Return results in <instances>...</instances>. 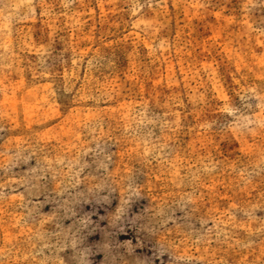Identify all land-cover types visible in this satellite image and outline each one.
Here are the masks:
<instances>
[{
	"label": "rangeland",
	"instance_id": "374dc122",
	"mask_svg": "<svg viewBox=\"0 0 264 264\" xmlns=\"http://www.w3.org/2000/svg\"><path fill=\"white\" fill-rule=\"evenodd\" d=\"M0 264H264V0H0Z\"/></svg>",
	"mask_w": 264,
	"mask_h": 264
}]
</instances>
